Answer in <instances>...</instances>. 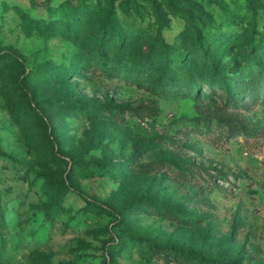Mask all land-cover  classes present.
I'll return each instance as SVG.
<instances>
[{"label":"rangeland","instance_id":"obj_1","mask_svg":"<svg viewBox=\"0 0 264 264\" xmlns=\"http://www.w3.org/2000/svg\"><path fill=\"white\" fill-rule=\"evenodd\" d=\"M0 264H264V0H0Z\"/></svg>","mask_w":264,"mask_h":264},{"label":"trees","instance_id":"obj_2","mask_svg":"<svg viewBox=\"0 0 264 264\" xmlns=\"http://www.w3.org/2000/svg\"><path fill=\"white\" fill-rule=\"evenodd\" d=\"M192 219V218H191Z\"/></svg>","mask_w":264,"mask_h":264}]
</instances>
